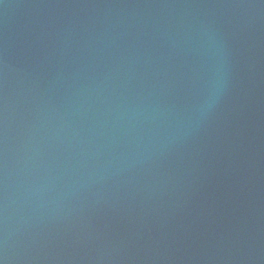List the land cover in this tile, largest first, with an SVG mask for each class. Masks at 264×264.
<instances>
[{"label": "water", "instance_id": "obj_1", "mask_svg": "<svg viewBox=\"0 0 264 264\" xmlns=\"http://www.w3.org/2000/svg\"><path fill=\"white\" fill-rule=\"evenodd\" d=\"M0 264H264V0H0Z\"/></svg>", "mask_w": 264, "mask_h": 264}]
</instances>
